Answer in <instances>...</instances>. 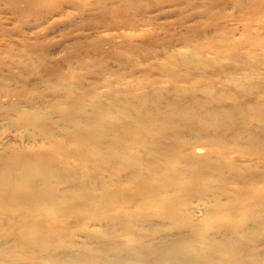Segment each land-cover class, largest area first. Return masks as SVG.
<instances>
[{"label":"rangeland","instance_id":"374dc122","mask_svg":"<svg viewBox=\"0 0 264 264\" xmlns=\"http://www.w3.org/2000/svg\"><path fill=\"white\" fill-rule=\"evenodd\" d=\"M0 160V264H264V0H0Z\"/></svg>","mask_w":264,"mask_h":264},{"label":"bare ground","instance_id":"6f19581e","mask_svg":"<svg viewBox=\"0 0 264 264\" xmlns=\"http://www.w3.org/2000/svg\"><path fill=\"white\" fill-rule=\"evenodd\" d=\"M124 99V98H123ZM126 100H128V98L126 99ZM136 100V99H135ZM135 100H134V102H135ZM118 101V100H117ZM133 101V100H132ZM112 102H113V100H112ZM115 102V101H114ZM120 102V101H119ZM138 102V101H137ZM108 103H110V102H108ZM124 103V102H123ZM139 103V102H138ZM167 103V102H166ZM112 105V104H111ZM116 105V104H115ZM121 105H122V103H121ZM120 105V106H121ZM131 105H132V102H131ZM167 105V104H166ZM171 105V104H170ZM98 107V106H97ZM96 107V109L98 110V108ZM117 107V106H116ZM122 108H123V105L121 106ZM121 107H119V108H121ZM94 108V107H93ZM119 108H117V109H119ZM96 109H93V110H96ZM202 109V108H201ZM100 110V109H99ZM104 110V109H103ZM122 110H124V109H122ZM209 110V109H208ZM144 111V110H143ZM171 111V110H170ZM173 111V110H172ZM212 111V110H211ZM123 112V111H122ZM208 111H206V113H207ZM65 113H67V112H65ZM85 113V112H84ZM88 113V112H87ZM92 113V112H91ZM98 113V112H97ZM100 113V112H99ZM125 113V112H124ZM150 113V112H149ZM170 113V112H169ZM93 115H95L94 113H92ZM126 114V113H125ZM124 114V115H125ZM135 114V113H134ZM147 114V113H146ZM208 114H209V112H208ZM98 115V114H97ZM129 115V114H128ZM139 115V114H138ZM173 115V114H172ZM72 116V115H71ZM80 116V115H79ZM133 116V115H132ZM137 116V115H136ZM135 116V117H136ZM143 116H144V114H143ZM155 116V115H154ZM174 116V115H173ZM26 117V116H25ZM78 117V116H77ZM82 117V116H81ZM94 117V116H93ZM24 118V117H23ZM27 118V117H26ZM65 118H67V117H65ZM100 118V117H99ZM130 118H131V116H130ZM144 118H146V117H144ZM159 118V117H158ZM69 119V118H68ZM79 119V118H78ZM90 119V118H89ZM138 119V118H137ZM65 120V119H64ZM63 120V121H64ZM71 120V119H70ZM76 120V119H75ZM81 120H82V118H81ZM86 120V119H85ZM94 120H96V119H94ZM127 120V119H126ZM129 120V119H128ZM140 120H142V119H140ZM144 120V119H143ZM159 120V119H158ZM172 120V119H171ZM176 120V119H175ZM62 121V120H61ZM68 121V120H67ZM72 121H73V119H72ZM84 121V120H83ZM82 121V122H83ZM87 121V120H86ZM93 121V120H92ZM131 121V120H130ZM132 121H133V119H132ZM137 121V120H136ZM144 121H146V120H144ZM152 121V120H151ZM174 121V120H173ZM172 121V122H173ZM85 122V121H84ZM102 122V121H101ZM100 122V123H101ZM133 122H135V121H133ZM179 122V121H178ZM177 122V123H178ZM20 123V122H19ZM103 123V122H102ZM132 123V122H131ZM175 123H176V121H175ZM62 124V123H61ZM77 124H79V123H77ZM85 124V123H84ZM133 124V123H132ZM156 124V123H155ZM164 124V123H163ZM181 124V123H180ZM186 124H187V122H186ZM189 124V123H188ZM35 125V124H34ZM65 125H67V124H65ZM82 125V124H81ZM86 125V124H85ZM98 125H99V123H98ZM101 125V124H100ZM113 125V124H112ZM115 125V124H114ZM117 125V124H116ZM118 125H120V123L118 124ZM165 125V124H164ZM170 125V124H169ZM169 125H168V128H169ZM174 124H172V126H173ZM176 125V124H175ZM174 125V126H175ZM193 125V124H192ZM263 125V124H262ZM71 126V125H70ZM73 126H77V125H73ZM72 126V127H73ZM138 126V125H137ZM189 126V125H188ZM191 126V125H190ZM86 127V126H85ZM109 127V126H108ZM145 127V126H144ZM177 127H179V126H177ZM176 127V128H177ZM26 128V127H25ZM63 128V127H62ZM140 128V127H139ZM141 128H142V126H141ZM146 128V127H145ZM160 128H161V126H160ZM176 128H173V130H174V132H175V130H176ZM179 128H181V127H179ZM102 129H105V128H102ZM108 129V128H107ZM110 129V128H109ZM135 129V128H134ZM147 129V128H146ZM162 129V128H161ZM171 129V128H170ZM188 129V128H187ZM39 130V129H38ZM42 130V129H41ZM67 130H69V129H67ZM100 130V129H99ZM182 130H184V126H183V128H182ZM106 131H108V130H106ZM170 131H172V130H170ZM67 132V131H66ZM129 132V131H128ZM143 132V131H142ZM176 132H178V131H176ZM175 132V133H176ZM183 132V131H182ZM40 133V132H39ZM106 133V132H105ZM108 133V132H107ZM110 133V132H109ZM174 133V134H175ZM179 133V135L180 134H182V133H180V132H178ZM45 134V133H44ZM134 134V133H133ZM139 134V133H138ZM185 134V133H184ZM109 135V134H108ZM136 135V134H135ZM167 135V134H166ZM170 135V134H169ZM169 135H167V136H169ZM173 135V134H172ZM171 135V136H172ZM183 136V135H182ZM181 136V137H182ZM48 137V136H47ZM64 137H67V136H64ZM63 137V138H64ZM91 137L92 136H90V138L89 139H91ZM183 137H185V136H183ZM69 138H70V135H69ZM76 138H77V135H76ZM159 138V137H158ZM157 138V139H158ZM175 138V137H174ZM74 139V138H73ZM116 139V138H115ZM138 139V138H137ZM156 139V140H157ZM160 139V138H159ZM169 139H170V137H169ZM86 140V139H85ZM113 140V139H112ZM119 140V139H118ZM163 140V139H162ZM81 141V140H80ZM164 141V140H163ZM173 140H171V142H172ZM181 141H182V138H181ZM180 141V142H181ZM93 142H94V140H93ZM100 142V141H99ZM166 142V141H165ZM169 142V141H168ZM183 142H185V141H183ZM176 143H178V142H176ZM188 143V142H187ZM186 143V144H187ZM191 143V142H190ZM215 143H217V142H215ZM145 144V143H144ZM149 144V143H148ZM156 144V143H155ZM170 144V143H169ZM181 143H179V145H180ZM185 144V145H186ZM219 144V143H218ZM225 144V143H224ZM125 145H126V142H125ZM129 145H131V144H129ZM149 145H151V147H152V145H154V144H149ZM178 145V144H177ZM183 145V144H182ZM190 145V144H189ZM220 145V144H219ZM222 145V144H221ZM97 146V145H96ZM164 146V145H163ZM163 146L161 147V148H163ZM167 146V145H166ZM176 146V145H175ZM223 146V145H222ZM108 147V146H107ZM127 147V146H126ZM131 147V146H130ZM171 146H168V149L170 148ZM177 147V146H176ZM184 147V146H183ZM213 147V146H212ZM92 148V147H91ZM93 148H94V145H93ZM113 148V147H112ZM111 148V149H112ZM144 148V147H143ZM147 148L149 149V147L147 146ZM164 148H165V146H164ZM107 149H109V148H107ZM195 149V148H194ZM212 149V148H211ZM78 150V149H77ZM77 150H76V152H77ZM89 150H90V148H89ZM151 150V149H150ZM158 149H156V150H154V151H157ZM170 150V149H169ZM75 151V150H74ZM103 151H105V150H103ZM122 151V150H121ZM129 151V150H128ZM130 151H133V149L132 150H130ZM154 151H153V153H154ZM166 151V150H165ZM175 151V150H174ZM180 150H178V152H179ZM120 152V151H119ZM118 152V153H119ZM160 152H161V149H160ZM167 152V151H166ZM173 152V151H172ZM188 152V151H187ZM222 152V151H221ZM7 153V152H6ZM50 153V152H49ZM78 153V152H77ZM80 153V152H79ZM98 153V152H97ZM102 153H104V152H102ZM115 153V152H114ZM117 153V152H116ZM150 153V152H149ZM39 154V153H38ZM46 154V153H45ZM81 154V153H80ZM100 154V153H99ZM151 154V153H150ZM155 154V153H154ZM171 154V153H170ZM173 154V153H172ZM182 154H184V153H182ZM218 154V153H217ZM40 155H42L41 153H40ZM39 155V156H40ZM104 155V154H103ZM114 155V154H113ZM131 155H133V154H131ZM147 155H149V154H147ZM158 155V154H157ZM173 155H175V152H174V154ZM187 155V154H186ZM219 155V154H218ZM218 155H216V157L218 156ZM13 155H11V157H12ZM81 156H82V154H81ZM95 156H97V155H95ZM100 156V155H99ZM122 156V155H121ZM162 157L164 156L163 155V153H162V155H161ZM170 156V155H169ZM179 156H180V154H179ZM193 156V155H192ZM14 157V156H13ZM42 157V156H41ZM77 157H78V155H77ZM118 157V156H117ZM158 157H159V155H158ZM157 157V158H158ZM188 157V156H187ZM22 158V157H21ZM44 158V157H43ZM160 158V157H159ZM171 158V157H170ZM189 158V157H188ZM99 159V158H98ZM102 159H103V157H102ZM106 159V158H105ZM164 159H166V158H164ZM163 159V160H164ZM168 159V158H167ZM166 159V160H167ZM176 159V158H175ZM181 159V158H180ZM153 160H155V159H153ZM161 160V159H160ZM168 160H170V159H168ZM183 160H186V158L185 159H183ZM14 161V160H13ZM27 161V160H26ZM41 161H43V160H41ZM44 161H45V159H44ZM47 162H48V160H46ZM50 161V160H49ZM104 161H106V160H104ZM108 161V160H107ZM133 161V160H132ZM141 161V160H140ZM159 161V160H158ZM177 161V160H176ZM191 161V160H190ZM197 161V160H196ZM218 161H219V159H218ZM0 162H1V160H0ZM15 162V161H14ZM29 162V161H28ZM34 162V161H33ZM119 162H121V161H119ZM134 162V161H133ZM133 162H131V163H133ZM164 162H166V161H164ZM172 162H174V161H172ZM192 162V161H191ZM190 162V163H191ZM209 162V161H208ZM8 163V162H7ZM6 163V164H7ZM21 163V162H20ZM26 163V162H25ZM30 163V162H29ZM40 163V162H39ZM101 163H103V162H101ZM104 163H106V162H104ZM137 163V162H136ZM157 163V162H156ZM155 163V164H156ZM160 163V162H159ZM177 163V162H176ZM175 163V164H176ZM179 163V162H178ZM193 163H195V162H193ZM198 163V162H197ZM206 163V162H205ZM19 163H17V165H18ZM23 164H24V162H23ZM43 164V163H42ZM45 164V163H44ZM92 164H93V162H92ZM92 164H90V166L92 165ZM108 164H110V163H108ZM166 164V163H165ZM181 164H183V163H181ZM187 164H189V163H187ZM186 164V165H187ZM192 164V163H191ZM196 164V163H195ZM195 164H194V166H192V167H195ZM199 164V163H198ZM202 164H203V162H202ZM210 164V163H209ZM1 165H3V163L1 164ZM8 165V164H7ZM34 165V164H33ZM107 165V164H106ZM114 165V164H113ZM178 165V164H177ZM213 165V164H212ZM216 165V164H215ZM4 166H6V165H4ZM11 166V165H10ZM30 166H32V165H30ZM45 167H46V165H44ZM51 166V165H50ZM93 166V165H92ZM91 166V167H92ZM110 166V165H109ZM139 166V165H138ZM137 166V167H138ZM176 166V165H175ZM181 166V165H180ZM199 166V165H198ZM207 166V165H206ZM205 166V167H206ZM211 166V165H210ZM218 166V165H217ZM7 167V166H6ZM13 167V166H12ZM18 167V166H17ZM20 168H21V166H19ZM25 167H26V165H25ZM24 167V168H25ZM101 167V166H100ZM99 167V168H100ZM113 167H115V165L113 166ZM121 167V166H120ZM136 167V168H137ZM213 167V166H212ZM54 168V167H53ZM90 168V167H89ZM98 168V169H99ZM110 168V167H109ZM128 168V167H127ZM167 168V167H166ZM170 168V167H169ZM169 168H168V170H169ZM172 168H174V167H172ZM181 168H183V167H181ZM187 168V167H186ZM200 168V167H199ZM210 168V167H209ZM208 168V169H209ZM226 168V167H225ZM224 168V169H225ZM229 168V167H228ZM247 168V167H246ZM9 169H10V167H9ZM26 169V168H25ZM32 169V168H31ZM41 169V168H40ZM46 169V168H45ZM49 169V168H48ZM48 169H46V170H48ZM51 169V168H50ZM97 169V170H98ZM114 169V168H113ZM138 169V168H137ZM190 169H192L191 167H190ZM207 169V168H206ZM236 169V168H235ZM245 169V168H244ZM13 170V169H12ZM16 169H14V171H15ZM32 170H34V169H32ZM75 170V169H74ZM134 171H137V170H135V169H133ZM140 170V169H139ZM138 170V172H140ZM164 170V169H163ZM162 170V171H163ZM167 170V171H168ZM188 170V169H187ZM205 170V169H204ZM222 170V169H221ZM247 170V169H246ZM0 171H2V170H0ZM10 171H11V169H10ZM21 171H22V169H21ZM42 171V170H41ZM49 171V170H48ZM70 171V173H72L73 171H71V170H69ZM105 171V170H104ZM111 171H112V168H111ZM110 170L109 171H107V172H111ZM114 171V170H113ZM120 171V170H119ZM123 171V170H122ZM126 171H129V170H127L126 169ZM133 171V172H134ZM195 171H196V169H195ZM206 171V170H205ZM220 171V170H219ZM237 171V170H236ZM248 171H250V170H248ZM252 171V170H251ZM250 171V172H251ZM253 171H255V170H253ZM5 172V171H4ZM9 172V171H8ZM34 172H36V170L34 171ZM55 172V171H54ZM117 172H118V170H117ZM117 172H115V173H117ZM151 172V171H150ZM176 172V171H175ZM186 172V171H185ZM203 172V171H202ZM201 172V173H202ZM213 172V171H212ZM246 172V171H245ZM244 172V173H245ZM264 172V171H263ZM2 173V172H1ZM6 173H7V171H6ZM12 173V172H11ZM14 173V172H13ZM18 173V172H17ZM46 173V172H45ZM48 173V172H47ZM62 173V172H61ZM153 173V172H152ZM178 173H180V171H178ZM177 173V174H178ZM182 173V172H181ZM226 173H228V172H226ZM243 173V174H244ZM253 173V172H252ZM256 173H257V171H256ZM259 174H260V172H258ZM20 174V173H19ZM23 174V173H22ZM28 174V173H27ZM34 174V173H33ZM36 174V173H35ZM49 174H51V173H49ZM67 174V173H66ZM104 174V173H103ZM161 174V173H160ZM190 174V173H189ZM218 174H220V173H218ZM225 174V173H224ZM262 174V173H261ZM15 175H17V174H15ZM26 175V174H25ZM48 175V174H47ZM51 175H53V174H51ZM61 175V174H60ZM74 175V174H73ZM108 175V174H107ZM110 175V174H109ZM112 175H113V173H112ZM126 175H128V174H126ZM132 175H133V173H132ZM150 175V174H149ZM172 175V174H171ZM185 175V174H184ZM188 175V174H187ZM221 175V174H220ZM228 175V174H227ZM245 175V174H244ZM247 175H248V173H247ZM252 175V174H251ZM256 175V174H255ZM5 176V175H4ZM10 176H12V175H10ZM18 176V175H17ZM33 176V175H32ZM65 176V175H64ZM66 176H68V174L66 175ZM72 176V175H71ZM101 176V175H100ZM140 176V175H139ZM150 176H152V175H150ZM175 176V175H174ZM195 176V175H194ZM198 176H199V174H198ZM203 176V175H202ZM214 176V175H213ZM232 176V175H231ZM250 176V175H249ZM2 177V176H1ZM40 177H42V176H40ZM51 177H53V176H51ZM107 177H109V176H107ZM133 177V176H132ZM168 177H170V175H168ZM217 177V176H216ZM215 177V178H216ZM242 177V176H241ZM253 177V176H252ZM14 178V177H13ZM16 178V177H15ZM14 178V179H15ZM119 178V177H118ZM122 178V177H121ZM130 178V177H129ZM134 178V177H133ZM185 178V177H184ZM187 178V177H186ZM195 178V177H194ZM222 177H220V179H221ZM7 179V178H6ZM9 179H11V178H9ZM48 179V178H47ZM56 179V178H55ZM70 179H72L71 177H70ZM86 179V178H85ZM105 178H103V180H104ZM173 179V178H172ZM171 179V180H172ZM197 179V178H196ZM204 179V178H203ZM202 179V180H203ZM206 179V178H205ZM204 179V180H205ZM207 179H210L209 177L207 178ZM211 179H214V178H211ZM224 179V178H223ZM223 179H221V180H223ZM24 180V179H23ZM43 180H45V179H43ZM64 180H65V177H64ZM110 180V179H109ZM160 180V179H159ZM184 180V179H183ZM186 180V179H185ZM226 180V179H225ZM224 180V181H225ZM37 181V180H36ZM53 181V180H52ZM72 181V180H71ZM88 181H89V179H88ZM111 181H112V179H111ZM122 181H123V179H122ZM128 181V180H127ZM138 181V180H137ZM140 181V180H139ZM162 181V180H161ZM212 181V180H211ZM246 181V180H245ZM7 182H8V180H7ZM10 182H11V180H10ZM26 182H27V180H26ZM54 182H55V180H54ZM67 182V181H66ZM70 182V181H69ZM73 182H75V181H73ZM106 182V181H105ZM166 182V181H165ZM189 182V181H188ZM193 182V181H192ZM210 182V181H209ZM232 182V181H231ZM22 183V182H21ZM42 183V182H41ZM55 183H57V182H55ZM71 183V182H70ZM81 183H83V182H81ZM111 183V182H110ZM130 183H132L131 181H130ZM135 183V182H134ZM140 183V182H139ZM138 183V184H139ZM154 183H155V181H154ZM164 183V182H163ZM208 183V182H207ZM217 183H218V181H217ZM234 183H236V182H234ZM241 183H244V182H241ZM255 183H257V182H255ZM261 183V182H260ZM8 184V183H7ZM26 184V183H25ZM33 184V183H32ZM48 184V183H47ZM65 184V183H64ZM78 184H79V182H78ZM104 184H106V183H104ZM103 184V185H104ZM128 184V183H127ZM147 184H149V183H147ZM184 184H186V182L184 183ZM206 184V183H205ZM214 184H216V183H214ZM228 184V183H227ZM233 184V183H232ZM254 184V183H253ZM5 185V184H4ZM10 185H11V183H10ZM19 185V184H18ZM17 185V186H18ZM31 185V184H30ZM41 185H43V184H41ZM51 185V184H50ZM54 185V184H53ZM61 186H62V184H60ZM74 185H76V184H74ZM82 185V184H81ZM96 185V184H95ZM109 185V184H108ZM113 185V184H112ZM166 185V184H165ZM195 185V184H194ZM231 185V184H230ZM241 186H242V184H240ZM247 185H248V183H247ZM2 186H3V184H2ZM22 186V185H21ZM32 186V185H31ZM31 186H30V188H31ZM35 187H38V186H36V185H34ZM52 186V185H51ZM55 186V185H54ZM57 186V185H56ZM84 186V185H83ZM110 186V185H109ZM144 186V185H143ZM150 186V185H149ZM179 186V185H178ZM193 186V185H192ZM210 186V185H209ZM208 186V187H209ZM223 186V185H222ZM227 186V185H226ZM48 187L50 188V186L48 185ZM70 187V186H69ZM72 187H74V186H72ZM81 187V186H80ZM137 187V186H136ZM141 187V186H140ZM151 187V186H150ZM217 187V186H216ZM219 187V186H218ZM225 187V186H224ZM3 188V187H2ZM12 188V187H11ZM24 188V187H23ZM39 188V187H38ZM77 188V187H76ZM142 188V187H141ZM148 188V187H147ZM152 188V190H153V187H151ZM160 188V187H159ZM206 188V187H205ZM210 188V187H209ZM222 188V187H221ZM19 189V188H18ZM33 189V188H32ZM42 189V188H41ZM73 189V188H72ZM123 189H124V187H123ZM136 189V188H135ZM198 189H199V186H198ZM200 189H202V188H200ZM219 189V188H218ZM227 189V188H226ZM16 190V189H15ZM34 190V189H33ZM54 190V189H53ZM69 190V189H68ZM115 190V189H114ZM137 190H138V188H137ZM147 190V189H146ZM157 190H158V188H157ZM207 190V189H206ZM211 190V189H210ZM29 191H30V189H29ZM32 191V190H31ZM64 191V190H63ZM74 190H72V192H73ZM106 191H108V190H106ZM118 191V190H117ZM116 191V192H117ZM148 191V190H147ZM169 191V190H168ZM182 191V190H181ZM180 191V192H181ZM216 191V190H215ZM220 191V190H219ZM222 191V190H221ZM16 192H18V191H16ZM35 192V191H34ZM76 192V191H75ZM98 192V191H97ZM109 192H110V190H109ZM161 192V191H160ZM165 192V191H164ZM163 192V193H164ZM179 192V191H178ZM179 192V193H180ZM191 192V191H190ZM189 192V193H190ZM199 192V191H198ZM200 192H202L201 190H200ZM207 192V191H206ZM214 192V191H213ZM38 194H39V192H37ZM54 193V192H53ZM175 193V192H174ZM193 193H195V192H193ZM192 193V194H193ZM33 194V193H32ZM36 194V193H35ZM87 194V193H86ZM110 194V193H109ZM117 194V193H116ZM149 194V193H148ZM191 194V193H190ZM216 194H217V192H216ZM219 194V193H218ZM223 194H224V192H223ZM227 194V193H226ZM250 195H251V193H249ZM30 195V194H29ZM41 195V194H40ZM78 195V194H77ZM81 195V194H80ZM138 195V194H137ZM189 195V194H188ZM196 195V194H195ZM208 194H206V196H207ZM215 195V194H214ZM220 195V194H219ZM239 195V194H238ZM243 195V194H242ZM249 195V196H250ZM17 196V195H16ZM85 196V195H84ZM147 196V195H146ZM228 196H230V195H228ZM239 196H241V195H239ZM238 196V197H239ZM248 196V195H247ZM61 197V196H60ZM88 197H89V195H88ZM137 197V196H136ZM182 197H183V195H182ZM191 197V196H190ZM208 197V196H207ZM226 197V196H225ZM251 197V196H250ZM18 198V197H17ZM66 198V197H65ZM68 198V197H67ZM95 198V197H94ZM114 198V197H113ZM116 198V197H115ZM119 198V197H118ZM192 198H193V196H192ZM237 198V197H236ZM245 198V197H244ZM249 198V197H248ZM253 198V197H252ZM57 199H58V196H57ZM90 199V198H89ZM120 199H121V197H120ZM129 199V198H128ZM203 199V198H202ZM225 199V198H224ZM229 199L231 200L232 198H230L229 197ZM20 200V199H19ZM116 200V199H115ZM134 200V199H133ZM196 200V199H195ZM194 200V201H195ZM201 200V199H200ZM203 200H205L206 201V199L204 198ZM209 200V199H208ZM240 200V199H239ZM160 201H162V200H160ZM193 201V200H192ZM197 201H199V199L197 200ZM228 201V200H227ZM245 201V200H244ZM7 202V201H6ZM116 202V201H115ZM118 202V201H117ZM167 202V201H166ZM177 202V201H176ZM189 202V201H188ZM249 202V201H248ZM11 203V202H10ZM18 203V202H17ZM107 203V202H106ZM113 203V202H112ZM122 203H123V201H122ZM158 203H159V201H158ZM168 203V202H167ZM178 203V202H177ZM182 203V202H181ZM192 203V202H191ZM165 204V203H164ZM179 204V203H178ZM177 204V205H178ZM23 205V204H22ZM27 205V204H26ZM25 205V206H26ZM113 205V204H112ZM156 205V204H155ZM159 205V204H158ZM166 205V204H165ZM167 205H169V204H167ZM172 205H173V203H172ZM239 205H240V202H239ZM255 205V204H254ZM11 206H12V204H11ZM162 206V205H161ZM161 206H160V210L162 209L161 208ZM185 206H188V205H185ZM228 206H230V205H228ZM263 206V205H262ZM152 207V206H151ZM257 207V206H256ZM148 208V207H147ZM155 208V207H154ZM164 208V207H163ZM168 208V207H167ZM170 208V207H169ZM176 208V207H175ZM186 208V207H185ZM230 208V207H229ZM233 208V207H232ZM259 208V207H258ZM257 208V212H258V209ZM152 209V208H151ZM171 209V208H170ZM170 209H169V211H170ZM188 209V208H187ZM237 209V208H236ZM245 209V208H244ZM155 210V209H154ZM164 210V209H163ZM165 210H167V209H165ZM172 210V209H171ZM179 210V209H178ZM223 210V209H222ZM105 211V210H104ZM129 211V210H128ZM150 211V210H149ZM159 211V210H158ZM157 211V212H158ZM175 211V210H174ZM180 211H181V208H180ZM189 211V210H188ZM211 211H213V210H211ZM241 211V210H240ZM183 212H185L184 210H183ZM222 211L220 210V213H221ZM238 212V211H237ZM236 212V213H237ZM243 212H244V210H243ZM149 213H151V212H149ZM211 213V212H210ZM214 213H216V212H214ZM235 213V214H236ZM259 213V212H258ZM183 214V213H182ZM212 214H213V212H212ZM233 214V213H232ZM231 214V215H232ZM257 214V213H256ZM185 215V214H184ZM204 215H206V214H204ZM259 215V214H258ZM261 215V214H260ZM153 217V216H152ZM205 217H208V216H205ZM227 217V216H226ZM232 217V216H231ZM209 218H210V216H209ZM233 218H235V217H233ZM159 219V218H158ZM216 219V218H215ZM163 220V219H162ZM161 220V221H162ZM206 220H207V218H206ZM223 220V219H222ZM138 221V220H137ZM143 221V220H142ZM148 221V220H147ZM205 221V220H204ZM264 221V220H263ZM145 222V221H144ZM151 222V221H150ZM177 222V221H176ZM208 222V221H207ZM104 223V222H103ZM142 223V222H141ZM149 223V222H148ZM154 222H152V224H153ZM178 223V222H177ZM217 223V222H216ZM235 223V222H234ZM243 223V222H242ZM257 223V222H256ZM111 224H113V223H111ZM117 224H120V223H117ZM117 224H115V225H117ZM137 224V223H136ZM150 224V223H149ZM166 224V223H165ZM174 224V223H173ZM205 224V223H204ZM219 224V223H218ZM232 224H233V222H232ZM241 224V223H240ZM92 225V224H91ZM102 225V224H101ZM109 225V224H108ZM127 225H128V223H127ZM140 225V224H139ZM143 225V224H142ZM145 225V224H144ZM143 225V226H144ZM161 225V224H160ZM163 225V224H162ZM201 225V224H200ZM217 225V224H216ZM138 226V225H137ZM168 226H170V225H168ZM232 226V225H231ZM234 226V225H233ZM244 226V225H243ZM104 227V226H103ZM128 227V226H127ZM159 227V226H158ZM161 228H163L162 226H160ZM159 227V228H160ZM250 227H252V226H250ZM262 227V226H261ZM112 228V227H111ZM136 228V227H135ZM142 228V227H141ZM166 228V227H165ZM194 228V227H193ZM196 228H198L197 226H196ZM202 228V227H201ZM233 228H235V226L233 227ZM107 229H109L108 227H107ZM118 229V228H117ZM258 229V228H257ZM136 230H139V229H136ZM157 229H155V231H156ZM158 230H160V229H158ZM201 230V229H200ZM204 230V229H203ZM205 230H206V228H205ZM110 231V230H109ZM112 231V230H111ZM115 231V230H114ZM128 231V230H127ZM143 231V230H142ZM195 231V230H194ZM193 231V232H194ZM246 231V230H245ZM248 231V230H247ZM246 231V232H247ZM261 231V230H260ZM103 232V231H102ZM113 232V231H112ZM149 232V231H148ZM250 232H252L251 230H250ZM255 232V231H254ZM128 233V232H127ZM152 233H153V231H152ZM212 233V232H211ZM242 233V232H241ZM241 233H240V236H241ZM244 233V232H243ZM262 233V232H261ZM264 233V232H263ZM195 234V233H194ZM239 234V233H238ZM246 234V233H245ZM248 234V233H247ZM258 234V233H257ZM99 235V234H98ZM130 235V234H129ZM132 235V234H131ZM148 235V234H147ZM186 235V234H185ZM234 235H235V233H234ZM253 235V234H252ZM251 235V236H252ZM97 236V235H96ZM165 236V235H164ZM179 236V235H178ZM188 236V235H187ZM187 236L185 237V238H187ZM211 236H212V234H211ZM224 236V235H223ZM126 237V236H125ZM141 237V236H140ZM184 237V236H183ZM196 237H197V235H196ZM195 237V238H196ZM210 237V236H209ZM227 237V236H226ZM234 237V236H233ZM243 237L244 238H247L246 236H244V234H243ZM249 237H250V235H249ZM98 238V237H97ZM133 238V237H132ZM167 238H169V237H167ZM172 238V237H171ZM190 238V237H189ZM192 238V237H191ZM206 238H207V236H206ZM217 238V237H216ZM231 238H232V236H231ZM242 238V237H241ZM254 238V237H253ZM129 239V238H128ZM134 239H136V238H134ZM180 239V238H179ZM179 239H177L176 238V241L178 242V240ZM230 239V238H229ZM235 239V238H234ZM234 239H232V240H234ZM239 239V238H238ZM237 239V240H238ZM252 239V238H251ZM256 239H257V237H256ZM109 240V239H108ZM151 240H153V239H151ZM151 240H149V241H151ZM165 240V239H164ZM167 240H169V239H167ZM173 240V239H172ZM195 240V239H194ZM194 240L192 241V242H194ZM200 240H202V239H200ZM212 240V239H211ZM228 240V239H227ZM101 241V240H100ZM153 241H156V240H153ZM190 241V240H189ZM216 241V240H215ZM214 241V242H215ZM244 241V240H243ZM255 241V240H254ZM257 241V240H256ZM260 241V240H259ZM258 241V242H259ZM185 242V241H184ZM203 242V241H202ZM217 242V241H216ZM69 243V242H68ZM110 243V242H109ZM151 243V242H150ZM153 243V242H152ZM152 243H151V245H152ZM155 243V242H154ZM162 243V242H161ZM179 243V242H178ZM181 243V242H180ZM187 243H188V240H187ZM204 243V242H203ZM218 243V242H217ZM216 243V244H217ZM230 243V242H229ZM246 243V242H245ZM85 244V243H84ZM113 244V243H112ZM139 244V243H138ZM164 244V243H163ZM169 244V243H168ZM175 244V243H174ZM183 244V243H182ZM220 244H222V243H220ZM237 244V243H236ZM244 244V243H243ZM89 245V244H88ZM87 245V246H88ZM97 245V244H96ZM122 245V244H121ZM123 245H124V243H123ZM142 245H144V244H142ZM151 245H149V246H151ZM173 245V244H172ZM176 245H178V244H176ZM180 245V244H179ZM184 245V244H183ZM188 245H189V243H188ZM225 245V244H224ZM235 245V244H234ZM240 246H241V244H239ZM247 245V244H246ZM86 246V245H85ZM86 246V247H87ZM112 246V245H111ZM149 246H148V248H149ZM153 246H155V244L153 245ZM157 246V245H156ZM215 246V245H214ZM220 246H222V245H220ZM3 247V246H2ZM95 247V246H94ZM136 247V246H135ZM203 247V246H202ZM230 247V246H229ZM242 247V246H241ZM88 248V247H87ZM90 248V247H89ZM93 248V247H92ZM92 248H91V250H92ZM99 249L98 250H100L101 248L100 247H98ZM106 248V247H105ZM154 248V247H153ZM182 248V247H181ZM184 248V247H183ZM192 248V247H191ZM190 248V249H191ZM210 248V247H209ZM226 248V247H225ZM233 248V247H232ZM30 249V248H29ZM104 248H102V250H103ZM133 249V248H132ZM146 249V248H145ZM171 249H173V248H171ZM190 249H189V251H190ZM192 249H194V248H192ZM244 249H245V247H244ZM90 250V251H91ZM175 250L176 251H174V255H171V254H169L168 252H167V250H166V248L164 249H160L159 250V252L157 253V252H155V250H154V253H157L154 257H151V256H149V255H147L146 253H148V252H152L153 251V249H152V251H148V252H146L147 251V249L146 250H144V248L142 249V247H141V245L139 246V247H137V248H135V250L134 251H130V252H128V254L127 255H120V257H118V259L121 261V263L120 264H124V263H133V264H176L178 261L177 260H179V258H177L178 257V255H181L182 254V252L183 251H178L176 248H175ZM195 250H196V248H195ZM234 250V249H233ZM168 251H170L169 249H168ZM188 251V250H187ZM186 251V249H185V253L187 252ZM194 251V250H193ZM225 251H226V249H225ZM237 251V250H236ZM245 251V250H244ZM19 252V251H18ZM17 252V253H18ZM26 252V251H25ZM24 252V253H25ZM30 252V251H29ZM36 252V251H35ZM102 252V251H101ZM173 252V251H172ZM32 253V252H31ZM34 253V252H33ZM90 253V252H89ZM88 253V254H89ZM211 253V252H210ZM244 253V252H243ZM7 254V253H6ZM68 254V253H67ZM146 254V255H145ZM187 254V253H186ZM189 254V253H188ZM197 254V253H196ZM18 255H19V253H18ZM199 255H201V254H199ZM210 255V254H209ZM208 255V256H209ZM232 255V254H231ZM230 255V256H231ZM241 255V254H240ZM58 256V255H57ZM65 256V255H64ZM84 256H86V255H84ZM114 256V255H113ZM184 256V255H183ZM211 256V255H210ZM215 256V255H214ZM225 256H227V255H225ZM229 255H228V257H230ZM243 256V255H242ZM68 257H69V255H68ZM75 257V256H74ZM91 257V256H90ZM97 257V256H96ZM171 257H173V258H171ZM188 257V256H187ZM196 257H198V256H194V258H196ZM202 257V256H201ZM217 257V256H216ZM9 258V257H8ZM115 258V257H114ZM113 258V259H114ZM174 258H177V260L176 259H174ZM205 258V257H204ZM208 259H210L209 257H207ZM1 259V258H0ZM53 259H54V257H53ZM113 259H112V263H113ZM117 259V258H116ZM166 259H168V261L166 260ZM173 260V263H171V261ZM200 259H202V258H200ZM199 259V260H200ZM206 259V258H205ZM225 259V258H224ZM67 260V259H66ZM101 260H102V258H101ZM106 260V259H105ZM171 260V261H170ZM176 260V261H175ZM185 260V262L188 260V258H186V259H184ZM203 260V259H202ZM218 260V259H217ZM19 261H21V260H19ZM65 261V260H64ZM63 261V262H64ZM118 261V260H117ZM182 261V260H181ZM189 261V260H188ZM205 261V260H204ZM203 261V262H204ZM210 261V260H209ZM215 261V260H214ZM222 261V260H221ZM230 261V260H229ZM232 261V260H231ZM66 262V261H65ZM103 262V261H102ZM206 262H207V260H206ZM216 262V261H215ZM220 262V261H219ZM4 263V262H3ZM8 263V262H7ZM11 262H9V264H10ZM68 263V262H67ZM111 263V264H112ZM188 263V262H187ZM213 263V262H212ZM217 263V262H216ZM6 264V263H5ZM17 264V263H16ZM78 264V263H77ZM100 264V263H99ZM103 264V263H102ZM114 264H115V262H114ZM233 264V263H232Z\"/></svg>","mask_w":264,"mask_h":264}]
</instances>
